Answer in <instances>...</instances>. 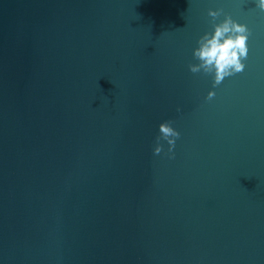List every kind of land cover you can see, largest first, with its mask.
Segmentation results:
<instances>
[{
    "label": "water",
    "instance_id": "95a60500",
    "mask_svg": "<svg viewBox=\"0 0 264 264\" xmlns=\"http://www.w3.org/2000/svg\"><path fill=\"white\" fill-rule=\"evenodd\" d=\"M209 8L249 30L215 86ZM0 264H264L254 0H0Z\"/></svg>",
    "mask_w": 264,
    "mask_h": 264
},
{
    "label": "clouds",
    "instance_id": "9594fccd",
    "mask_svg": "<svg viewBox=\"0 0 264 264\" xmlns=\"http://www.w3.org/2000/svg\"><path fill=\"white\" fill-rule=\"evenodd\" d=\"M255 6L264 11V0H254ZM207 15L212 18L211 30L205 31L196 40V46L192 49V56L196 63L188 65L192 73L202 72L210 75L215 86L225 77L243 70V59L247 55V38L249 30L243 23H238L230 15H221V9L209 8ZM214 95L212 90L207 92L206 98ZM159 135L153 148L154 154L160 153L164 140L168 145V153L171 154L175 138L179 133L171 126L170 122L163 121L158 125Z\"/></svg>",
    "mask_w": 264,
    "mask_h": 264
}]
</instances>
